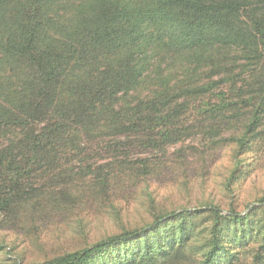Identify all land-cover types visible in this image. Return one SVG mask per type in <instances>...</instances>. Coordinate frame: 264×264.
<instances>
[{"label": "trees", "instance_id": "obj_1", "mask_svg": "<svg viewBox=\"0 0 264 264\" xmlns=\"http://www.w3.org/2000/svg\"><path fill=\"white\" fill-rule=\"evenodd\" d=\"M227 50L241 54L240 68L226 62L190 92L220 90L213 114L243 102L244 132L226 140L245 148L264 117V0H0V212L54 169L76 135L178 140L169 123L180 90L163 74L167 62L194 57L211 70ZM142 83L155 90L132 101ZM201 210L172 211L44 264H155L167 245L178 256L183 220ZM207 210L235 222L248 215ZM215 243L201 264H211Z\"/></svg>", "mask_w": 264, "mask_h": 264}, {"label": "rangeland", "instance_id": "obj_2", "mask_svg": "<svg viewBox=\"0 0 264 264\" xmlns=\"http://www.w3.org/2000/svg\"><path fill=\"white\" fill-rule=\"evenodd\" d=\"M241 57L223 51L211 70L194 57L167 62L163 74L180 90L170 106L175 142L150 143L145 134L76 135L54 169L30 180L28 193L0 212V264H44L183 208L202 210L184 218L178 256L167 245L170 254L156 255L155 264H201L214 242L211 264H264V205L258 203L264 198V117L240 148L226 139L244 132L249 109L243 102L233 98L231 110L213 114L220 90L190 92L219 78L226 62L240 68ZM154 88L142 83L131 100ZM210 205L224 215L248 213L247 219L216 217Z\"/></svg>", "mask_w": 264, "mask_h": 264}]
</instances>
